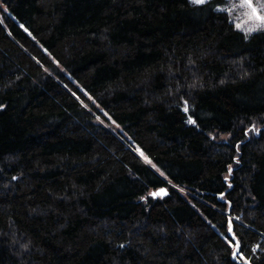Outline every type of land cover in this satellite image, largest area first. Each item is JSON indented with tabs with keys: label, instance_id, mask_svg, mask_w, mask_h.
Here are the masks:
<instances>
[{
	"label": "trees",
	"instance_id": "1",
	"mask_svg": "<svg viewBox=\"0 0 264 264\" xmlns=\"http://www.w3.org/2000/svg\"><path fill=\"white\" fill-rule=\"evenodd\" d=\"M222 4L0 0V264H264V30Z\"/></svg>",
	"mask_w": 264,
	"mask_h": 264
},
{
	"label": "snow or ice",
	"instance_id": "2",
	"mask_svg": "<svg viewBox=\"0 0 264 264\" xmlns=\"http://www.w3.org/2000/svg\"><path fill=\"white\" fill-rule=\"evenodd\" d=\"M190 2L194 5V6H203L205 3L208 2V0H190ZM241 6L242 7H246L247 9L250 10V16L253 20L255 21H259V23L261 25H264V15H261L260 14V11L259 9H257V7L254 5L253 3V0H241ZM218 11H225L226 9H223V8H218L217 9ZM227 11H229V13L231 12V9H227ZM237 29H241V25L238 23L236 25ZM256 29H253V28H248L247 29V34H250L252 31H254ZM184 111L187 112L188 111V107H187V102H185V108H184ZM105 115H107V113H105ZM189 123H192V124H195V121L189 117V120H188ZM239 147V146H237ZM137 151L139 152V154L141 155V157L144 158L145 162L146 163H149L151 164V160L148 159L147 156H145L144 152L142 150H140L139 148L137 149ZM239 161H237L238 163ZM154 166V165H153ZM229 170L231 171V166H229ZM161 175H163V173H161ZM151 195L155 198V197H162L164 195H167V191L166 189L164 188H161L159 189V191L157 192H153L151 193ZM223 195V194H222ZM239 219V218H237ZM228 232L231 234V239L232 241H235V244H233L232 246L234 247V251L232 253L233 255V258H237L238 254H239V249H240V243L238 241V239L236 238L234 232H233V223H232V220L229 219L228 221ZM120 247H124V245H120ZM255 251V249H254ZM240 256V259H244L243 255L242 254H239ZM245 264H248V261L245 259Z\"/></svg>",
	"mask_w": 264,
	"mask_h": 264
},
{
	"label": "rangeland",
	"instance_id": "3",
	"mask_svg": "<svg viewBox=\"0 0 264 264\" xmlns=\"http://www.w3.org/2000/svg\"><path fill=\"white\" fill-rule=\"evenodd\" d=\"M222 1L223 4L218 8L226 9L223 12L229 15L230 20L234 24L236 29H237L236 25L238 23L241 25V29L238 30L243 32L246 36H250L254 32L264 30V25H261L259 21H255L251 18L250 10L247 9L246 7L241 6V0H222ZM253 3L257 7V9H259L260 14L264 15V0H253ZM227 9H231V12L229 13ZM248 28H253L256 30L252 31L250 34H247ZM108 127L112 129V126L108 125ZM228 137H229L228 135H221L219 138L220 140H226L228 139Z\"/></svg>",
	"mask_w": 264,
	"mask_h": 264
}]
</instances>
